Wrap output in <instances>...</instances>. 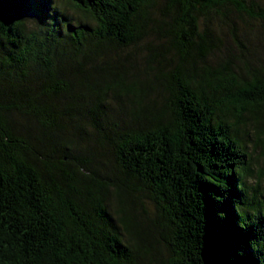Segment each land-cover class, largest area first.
Wrapping results in <instances>:
<instances>
[{"label": "trees", "instance_id": "trees-1", "mask_svg": "<svg viewBox=\"0 0 264 264\" xmlns=\"http://www.w3.org/2000/svg\"><path fill=\"white\" fill-rule=\"evenodd\" d=\"M228 10L264 42L255 1L0 0V264H264V64L214 61Z\"/></svg>", "mask_w": 264, "mask_h": 264}, {"label": "rangeland", "instance_id": "rangeland-1", "mask_svg": "<svg viewBox=\"0 0 264 264\" xmlns=\"http://www.w3.org/2000/svg\"><path fill=\"white\" fill-rule=\"evenodd\" d=\"M252 1H255L260 6H264V0H246L247 3H250ZM210 21L211 27L213 26V28L216 30L217 38V50L214 54L215 62L221 57L223 58L225 55H227L229 50L232 52L231 54L235 55L236 57L245 55L252 62V64H264L263 32L259 21L253 20L246 15H239L231 10L226 11L225 16H222L220 14L212 15ZM234 32L238 36V39L241 41V44H243L246 49L238 48L239 43L236 40ZM234 41H236L238 45H235ZM149 54L150 52L146 49L145 45L129 48L124 51L121 50L120 53L122 58L126 60L130 58L133 61V63L129 62L127 64V66L129 67H134V70H132V72H144L143 77L147 76V74L150 72L148 70L149 64L151 63L150 56L148 58ZM155 62L156 61L153 62L152 67L156 65ZM151 96L152 99L160 98V90L158 89L156 92L152 93ZM109 104L112 108L117 107V103L114 102V100L109 99ZM250 152L253 156V167L257 177L256 180L254 179V182L260 184L258 189L261 194V198L259 199L264 203V144L259 142L255 144L253 142L250 146ZM141 196H143V194ZM144 196L146 197L147 202L144 203L147 205L150 211H154V206L148 199V194L145 193ZM111 207L114 209L113 205ZM142 212L143 210L140 208L139 213L141 215ZM155 247L156 248L154 252L157 255L162 254L163 256H165V248H163L161 245H156ZM154 252L152 254H154ZM147 263V261L144 262V264ZM160 263L161 261H159V263L156 262V264ZM152 264H155L154 260H152Z\"/></svg>", "mask_w": 264, "mask_h": 264}]
</instances>
